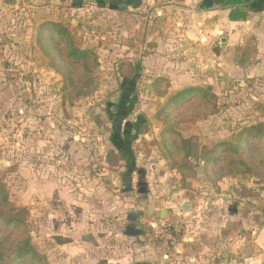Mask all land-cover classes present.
<instances>
[{"label": "rangeland", "instance_id": "obj_1", "mask_svg": "<svg viewBox=\"0 0 264 264\" xmlns=\"http://www.w3.org/2000/svg\"><path fill=\"white\" fill-rule=\"evenodd\" d=\"M166 3L0 0V44L9 46L0 51V179L28 210L47 264H120L153 251L175 264L180 247L209 233L225 244L247 236L245 221L264 220V171L234 176L191 159L183 174L161 141L169 104L189 88L206 91L216 109L175 126L200 148L264 127V18L255 34L205 42L190 37L187 12ZM50 21L98 57L93 88L74 102L35 35L21 33ZM59 236L71 242L59 245Z\"/></svg>", "mask_w": 264, "mask_h": 264}, {"label": "trees", "instance_id": "obj_2", "mask_svg": "<svg viewBox=\"0 0 264 264\" xmlns=\"http://www.w3.org/2000/svg\"><path fill=\"white\" fill-rule=\"evenodd\" d=\"M36 44L49 59L50 67L63 77L65 101L74 102L85 97L86 91L94 85L92 75L99 67L97 55L91 50L79 48L71 30L52 21L38 27ZM168 90L169 87L162 95H166ZM168 109V125L171 127L162 131L161 141L174 161L179 159L183 162V174L192 172L191 159L201 160L206 168L212 167L217 173L228 171L234 176L255 175L264 171L263 126L243 129L234 142L220 143L212 149L200 148L196 137L184 138L175 126L215 114V105L208 93L199 88L186 89L172 99ZM219 178L224 177L219 174ZM28 217L26 208L16 207L10 201L5 183L0 179V264H47L32 245ZM56 241L59 245L71 242L61 236L56 237Z\"/></svg>", "mask_w": 264, "mask_h": 264}, {"label": "crops", "instance_id": "obj_3", "mask_svg": "<svg viewBox=\"0 0 264 264\" xmlns=\"http://www.w3.org/2000/svg\"><path fill=\"white\" fill-rule=\"evenodd\" d=\"M166 9L185 10L186 23L189 24L191 31L190 37L196 38V35L202 37V41L214 40L218 35L229 33V37H220L231 41L234 39L233 32H251L255 34L258 29L257 21L264 18V0H166ZM118 7L125 8L131 2L140 4V0H120L112 2ZM152 2V0H149ZM139 6V5H138ZM264 24V21L262 22ZM38 25H27L21 33H37ZM242 28V29H240ZM240 30V31H239ZM23 38V36H21ZM236 38V37H235ZM15 47V45H14ZM16 48V47H15ZM9 50L7 44H0V51ZM243 228L247 236L240 235L235 240H229L225 244L216 241L215 235L209 233L204 242H195L192 247L182 248L177 251L181 256L177 257L175 264H201L202 259L212 257L215 251L237 257L240 264H264V220L257 217L254 220H247L243 223ZM207 257H204V256ZM190 256V257H189ZM169 258V257H168ZM167 258V259H168ZM165 256L155 254V252H145L143 256H132L129 259L121 260L120 264H173ZM189 261V262H188ZM209 263V262H208Z\"/></svg>", "mask_w": 264, "mask_h": 264}, {"label": "built area", "instance_id": "obj_4", "mask_svg": "<svg viewBox=\"0 0 264 264\" xmlns=\"http://www.w3.org/2000/svg\"><path fill=\"white\" fill-rule=\"evenodd\" d=\"M165 258L167 259L168 256H165ZM218 259L219 261L216 264H240L237 257L225 253H220Z\"/></svg>", "mask_w": 264, "mask_h": 264}, {"label": "water", "instance_id": "obj_5", "mask_svg": "<svg viewBox=\"0 0 264 264\" xmlns=\"http://www.w3.org/2000/svg\"><path fill=\"white\" fill-rule=\"evenodd\" d=\"M112 2H114V1H120V0H111ZM139 5V3H137L136 4V6H138ZM226 42V40L225 39H222L221 40V43H225ZM257 185H260V182L259 183H256ZM184 209H186L185 207H184ZM162 215H164V213H162Z\"/></svg>", "mask_w": 264, "mask_h": 264}]
</instances>
